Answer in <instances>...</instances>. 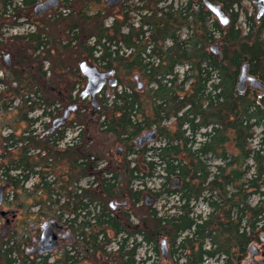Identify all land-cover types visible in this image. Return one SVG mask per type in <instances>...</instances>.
<instances>
[{"label": "trees", "instance_id": "trees-1", "mask_svg": "<svg viewBox=\"0 0 264 264\" xmlns=\"http://www.w3.org/2000/svg\"><path fill=\"white\" fill-rule=\"evenodd\" d=\"M37 1L0 0V20ZM168 1L137 0L131 11L124 7L120 20L101 8L100 0H62L67 13L53 25L62 27L65 40L56 45L43 31L10 39L0 34V183L8 184L15 200L6 194V203H24L16 201L20 190L38 208L37 220L56 219L76 233V242L53 264H79L84 255L98 264L97 255L108 262L112 258L113 264H139V246L153 245L156 251L162 238L182 264L207 259L243 264L248 248L256 244L264 252L259 241L264 234V95L247 90L239 96L234 90L244 63L264 83V18L256 24L249 19L244 30L232 13L227 14L228 24L220 25L201 0H184L177 8ZM227 9L228 4L225 14ZM133 11L136 27L129 17ZM212 45H220V56L209 51ZM4 53L11 55L10 67L3 62ZM82 61L114 71L116 79L135 72L151 86L136 91L118 81L121 90L100 99L102 111L91 116L102 121L90 124L97 127L93 133L110 136L125 148L122 158L100 171L98 164L108 152L99 149L98 135L84 138L79 132V143L59 149L67 125L46 132L63 109L77 102L74 86L66 94L61 85L70 75L80 78ZM179 67L185 68L181 75ZM42 118L50 121L42 125L40 137L33 126ZM81 119L78 126L89 124L86 116ZM166 122L170 126L162 125ZM152 128L160 145L136 148L135 138ZM3 130L9 133L1 136ZM29 147L40 152L31 156ZM207 156L220 162L213 173ZM158 172L163 182L159 191L151 192L143 181ZM175 176L180 178L177 190L171 184ZM90 178L87 187L80 186ZM31 179L32 187L25 189ZM144 191L154 198L178 196V205L172 214L147 211L136 225L129 212L109 209L110 201L140 206ZM252 197H257L254 205ZM199 200L210 209L205 218L193 213L191 205ZM26 242L23 236L0 235V264H50L48 256L27 257ZM112 244L115 252L107 253Z\"/></svg>", "mask_w": 264, "mask_h": 264}, {"label": "rangeland", "instance_id": "rangeland-1", "mask_svg": "<svg viewBox=\"0 0 264 264\" xmlns=\"http://www.w3.org/2000/svg\"><path fill=\"white\" fill-rule=\"evenodd\" d=\"M20 0H18L19 2ZM41 1H45V0H38V2L40 3ZM101 1V8L104 7L103 4V0ZM184 1V0H183ZM182 1V2H183ZM224 0H216V2L220 3L221 6H224L226 4H228V9L226 12V17L227 14H235L236 15V24L240 25V27H242L244 30H246V21H248L249 19L250 22L252 24H256L258 23L255 16H256V8L255 6L252 4V2L250 0H240L238 2V4H235L237 0H229L227 1L226 4H224L223 2ZM139 3L137 2V0H125L124 1V5L129 6L130 7V11L132 9V7L135 5L137 6ZM62 4L60 3V5L51 10L47 15L42 16V18L40 19H35L33 16V12H32V8L26 9L24 7H22L19 10V13L17 15H13L10 14L11 12H9L8 14L10 15H5L4 18L2 17V20H0V34L2 36L3 39H10L13 36L16 35H24L26 33H31V32H37V31H43L45 34L49 35V38L51 42H56L58 40L64 41L65 40V36H64V31L62 29V27H55L53 24L56 21V18L59 17L60 14H65L67 13V11L62 8L61 6ZM175 6H179L180 2H176L174 3ZM97 7V6H96ZM2 12V7L0 4V15ZM113 17H117L121 20V16H122V10L121 8H117L114 10L110 11ZM130 12L129 13V17L131 19V22L135 24H137V18H136V12L134 13ZM225 13V11H224ZM264 18V17H263ZM112 21V18H108L107 20V25L110 24V22ZM123 32H125V30H123ZM216 46V45H214ZM9 55L10 59H11V55L9 53H4L3 54V62L4 61V56L5 55ZM91 66L96 67L95 65L90 64ZM44 67L47 68L48 67V63L44 64ZM97 68V67H96ZM100 72H104L102 70H99ZM177 73L179 75H181L183 73V71H185L184 67H179L176 69ZM2 76V73L0 72V77ZM134 76H138L139 77V82L142 85V89L143 90H149L151 88L148 87L146 85V82L144 81V79H142V77H140L138 74H136L135 72H133L130 76H127L123 73L119 74L117 76V80L121 83H123V85L126 84H131L134 88V90L137 89V82L134 80ZM79 77L80 78H72L71 75L70 77L64 79L63 84L61 85V90L63 91V93H68L69 89L71 87L74 86V92L72 94V97H77V102L74 104L78 107V111L80 115L77 114H71L70 117L68 118V121L66 122V130H65V139L63 140V144L66 145L67 143H70V141L75 140L77 141L78 136H79V132L83 133L84 138H88L91 137L93 134L94 136L97 135L96 132L93 133V130L96 131L97 127H93L90 124H99L102 121V118H98L97 115L91 116V111L92 108L90 107V102L89 100H80L79 95L81 93V91L84 89L85 84H86V80L81 76V74L79 73ZM123 85L121 87H123ZM121 87H116L114 89H107L104 90L102 92L101 95L97 96V103L99 104V109L98 111H102L103 108V101H101L100 99L103 98H110L114 95L115 91H120ZM252 89H249V91ZM138 91V90H136ZM141 91V90H140ZM69 106V105H68ZM65 109H63L64 111ZM62 111V113H63ZM97 113V112H96ZM39 112L32 114V117H38L39 116ZM84 116L87 117L89 124H85L82 123V125L78 126V119L80 121H82L81 118H84ZM49 119L48 118H42L41 121L38 123L37 126V133H42V125L43 124H47L49 123ZM163 126H170V124L168 122L166 123H162ZM79 129V130H78ZM9 133L8 130H3L1 131V136H5ZM256 134L259 136L261 134V129H257L256 130ZM257 140V139H256ZM256 140L253 141L252 146L256 145ZM99 146V149L101 148V150L106 151V157L105 160L100 162L98 164V171H100L101 169L105 168L107 163H114L117 161V159H119L121 156L125 153V148L121 143L116 142L113 138H111L110 136H102V135H98V140H96ZM197 141H201L200 138L197 137ZM77 143V142H74ZM158 145H160L159 142H154L152 144H150L148 147H157ZM117 147H122V153L120 155H116L114 153L115 149ZM122 158V157H121ZM135 157L130 156L129 159H134ZM205 159V163L208 165V167L211 170V173H213L214 167L216 165H219L220 162L216 159H213L210 156H207L204 158ZM251 165V162H250ZM161 175L160 172L156 173L155 176L152 179H145L143 181L145 188L148 189L151 192H157L160 189V184L163 182V180L158 176ZM92 181V178H90L89 180H82L79 184L81 187H87L88 182ZM34 182V179H31L26 185H25V189H30L32 187V183ZM136 186L137 183H135ZM9 190L7 191V195H9L8 200L10 201L12 199L11 197V193H8ZM15 194L18 195V197H16V201L18 203L20 202H24L25 203H32L29 199L24 200L25 197L27 196V194L21 192L20 190L16 191ZM149 192L144 191L143 196H142V200L140 203V206H137L136 208H132L131 205H127L126 207H123L125 211L129 212L131 217V223L132 225H136L138 220L141 219V217L143 216V214H145L147 211H152L155 210L157 213H159V215H164V214H172L173 213V207L177 206V197L178 196H165V194H162L159 196V198H155V202L153 204L152 207L150 208H146L143 204V197L148 195ZM13 201H15L14 199H12ZM119 202V201H118ZM257 202V197H252L250 199V204L254 205ZM193 207V213L194 215H200L201 218H205L209 213H210V209L207 207L206 203L202 200H199L198 202L192 203L191 205ZM110 209V207H109ZM33 211V210H31ZM30 226H33V222H29L27 221L25 223V228L26 231L29 229ZM39 226V225H37ZM109 237H112V235L110 233H108ZM112 239V238H110ZM116 240V239H115ZM140 238H137V242H139ZM117 241V240H116ZM161 239L158 240V244H157V250L155 251L153 249V245L150 246L146 243H142L139 248L137 249V255H136V262L139 264H182L183 262L177 261V256H172L171 252L173 249H175L170 243L168 244V248H169V254H168V258L166 260H164L161 257V252L159 249V243H160ZM178 243V242H177ZM176 243V245H177ZM65 244V243H64ZM257 245V248H259V245ZM207 248V246H206ZM208 249V248H207ZM116 250V245L112 244V246H110L108 249H106V252H111L114 253ZM58 255V252L54 253L50 258V264L52 263L51 261L54 260V258H56ZM96 258L100 259V263L99 264H113L112 258H110L109 262L107 261V259L105 257H102L101 255H97ZM246 258L248 259L249 256L247 254ZM114 260V259H113ZM257 260H260V257H257ZM79 264H98L94 261V259L92 258H88L87 256H83L82 260L79 262ZM203 264H219L216 263L214 260H205Z\"/></svg>", "mask_w": 264, "mask_h": 264}, {"label": "water", "instance_id": "water-1", "mask_svg": "<svg viewBox=\"0 0 264 264\" xmlns=\"http://www.w3.org/2000/svg\"><path fill=\"white\" fill-rule=\"evenodd\" d=\"M61 0H45L38 3L33 8V15L35 18H40L47 15L51 10L58 7ZM256 8V19L260 20L264 17V0H250ZM122 0H103V4L107 9H114L120 5ZM204 8L209 11L212 16L217 20V22L226 26L228 24V18L226 17L222 6L219 3L213 2L212 0H201ZM209 51L213 56H220L221 50L220 45H212L209 47ZM5 66L10 67L11 59L7 54L4 56ZM78 71L81 76L86 80L84 89L81 91L79 98L81 100H89L90 107L92 108V113H95L99 109V104L97 103L96 97L102 93L105 89H114L118 87V80L115 77L114 71H105L100 72L96 67L89 65L87 62L82 61L78 65ZM134 80L137 82V90H142V85L139 82V77L134 76ZM248 89L257 90L264 95V83L249 73V65L244 63L239 68V73L235 82V93L239 96H242L246 93ZM78 107L76 105H69L64 111L62 116L52 120L47 134H52L56 130H59L63 127L72 113L77 111ZM158 131L155 128H152L148 131L143 132L141 135L135 138L134 145L136 148L141 149L144 146L154 143L157 139ZM122 147H117L114 151L116 155L122 153ZM172 189L177 190L180 187V178L175 176L171 180ZM4 190L0 188V205L3 200ZM143 204L146 208H150L154 204V198L152 196L146 195L143 200ZM112 210L116 208L121 209L122 207L127 206V202H109ZM43 234L40 241L37 245V251L40 253H49L56 249H59L60 246L57 244V235L54 231L59 227L55 221H48L41 225ZM261 247H264V234H261L259 237ZM168 240L162 238L159 243V249L161 252V257L167 259L169 249H168ZM249 258L244 261L243 264H264V252H262L256 245H251L248 248ZM256 257H260V260H256Z\"/></svg>", "mask_w": 264, "mask_h": 264}, {"label": "flooded vegetation", "instance_id": "flooded-vegetation-1", "mask_svg": "<svg viewBox=\"0 0 264 264\" xmlns=\"http://www.w3.org/2000/svg\"><path fill=\"white\" fill-rule=\"evenodd\" d=\"M61 1H60V3H61ZM124 1L125 0H122L120 5L114 9H117L120 7L122 12H123L124 7L126 6V5H124ZM182 1L183 0H179V1L178 0H169L168 3H173V7L177 8L178 6H175L174 3L180 2V5H181ZM41 2H43V1H41ZM38 3L39 2L37 1V3L35 5H37ZM216 3H218V2H216ZM34 6H33V8H34ZM33 8H32V12H33ZM114 9H110V10H114ZM40 18H42V17H40ZM40 18H35V19H40ZM115 77H116V75H115ZM101 94L102 93H100V95ZM82 101H84V100H82ZM95 113H92V111H91V114H95ZM62 114L60 116H62ZM72 114H74V113H72ZM65 125H66V123H65ZM37 126H38V123L33 126V129L35 130L34 134L42 137L43 136V129H42V133L38 134L37 133ZM49 128H48V130H49ZM77 139H78L77 141L72 140V141H70V143H67L66 145H64L63 141H62L57 145V147L59 149H64L68 146H72L73 144H75L74 142L79 143L80 140H79V138H77ZM28 151H29L28 154L31 156H34V155L36 156L40 152L39 150H33L30 147H29ZM0 188H2L4 190L3 200H2V203L0 205V235H1V237L7 238L10 235H16V236H20V237L23 236L24 239L27 241L25 244V247H24L25 254L27 257H30V258H33L35 256H37V257H47L48 256L49 257L48 260L50 262V258L53 257L52 255L54 253L58 252L57 257L54 258L53 261H51L52 262L51 264H53L55 262V260L58 259V257L62 256V254L66 253L68 251L67 250L68 248L73 246V244L76 242L77 238H76V233L72 229H70L69 227L64 225L63 222L62 223L58 222L56 219H49V220L40 219V220H37L38 208H35V209L32 208V203H25V204L24 203H21V204H17V203L8 204V203H6L5 196L7 194V191L9 190L8 184L0 183ZM149 196H151V195H149ZM143 200H144V198H143ZM114 202H117V201H114ZM154 202H155V198H154ZM119 203H121V202H119ZM109 207H110V205H109ZM110 209H111L112 213H114V214H120L122 212H125L123 207L121 209L116 208L115 210H112V208L110 207ZM31 210H33V211H31ZM52 220L55 221L59 227H62V229L57 228L54 231V233L57 235V244L60 246V248L56 249L52 252H49V253H40L37 251V245H38V242L40 241L41 236L43 234V230L41 228V225L44 224L45 222L52 221ZM27 221L33 222V226H30L29 229L26 231L25 223ZM37 225H39V226H37ZM168 244H169V242H168ZM248 256H249V253H248ZM246 259L247 258H245V260ZM255 259L257 260V257ZM164 260H166V259H164ZM249 264H253V263H249Z\"/></svg>", "mask_w": 264, "mask_h": 264}, {"label": "bare ground", "instance_id": "bare-ground-1", "mask_svg": "<svg viewBox=\"0 0 264 264\" xmlns=\"http://www.w3.org/2000/svg\"><path fill=\"white\" fill-rule=\"evenodd\" d=\"M59 6V5H58ZM147 146H149V145H147ZM119 203V202H118Z\"/></svg>", "mask_w": 264, "mask_h": 264}]
</instances>
